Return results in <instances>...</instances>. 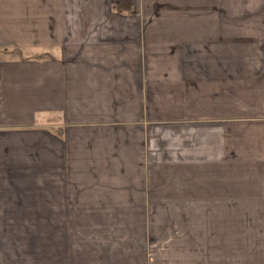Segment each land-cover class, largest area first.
Masks as SVG:
<instances>
[{
	"label": "crops",
	"instance_id": "0c3cea01",
	"mask_svg": "<svg viewBox=\"0 0 264 264\" xmlns=\"http://www.w3.org/2000/svg\"><path fill=\"white\" fill-rule=\"evenodd\" d=\"M0 264H264V0H0Z\"/></svg>",
	"mask_w": 264,
	"mask_h": 264
},
{
	"label": "trees",
	"instance_id": "16d2710c",
	"mask_svg": "<svg viewBox=\"0 0 264 264\" xmlns=\"http://www.w3.org/2000/svg\"><path fill=\"white\" fill-rule=\"evenodd\" d=\"M130 3H127V2H117L115 3L114 7L117 9V10H122V8L125 7V9H128V7H130ZM130 10V9H129ZM131 11V10H130Z\"/></svg>",
	"mask_w": 264,
	"mask_h": 264
}]
</instances>
